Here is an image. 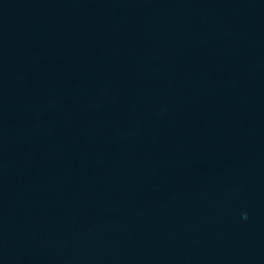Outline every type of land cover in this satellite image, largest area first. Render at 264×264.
<instances>
[{
  "label": "water",
  "instance_id": "1",
  "mask_svg": "<svg viewBox=\"0 0 264 264\" xmlns=\"http://www.w3.org/2000/svg\"><path fill=\"white\" fill-rule=\"evenodd\" d=\"M0 264H264V0H0Z\"/></svg>",
  "mask_w": 264,
  "mask_h": 264
}]
</instances>
